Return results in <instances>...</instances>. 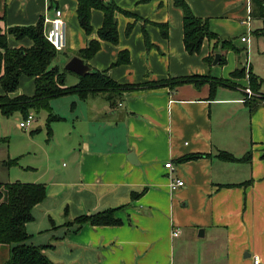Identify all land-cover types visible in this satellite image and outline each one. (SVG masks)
<instances>
[{"label":"crops","instance_id":"crops-1","mask_svg":"<svg viewBox=\"0 0 264 264\" xmlns=\"http://www.w3.org/2000/svg\"><path fill=\"white\" fill-rule=\"evenodd\" d=\"M112 1L134 16L116 13L118 43L101 41L95 57L82 59L93 71L105 72L122 85L193 75L236 85L214 92L207 84L142 87L124 93L115 106L107 94L87 100L72 95L64 101L69 112L55 111L62 120L53 123L52 136L68 165L61 170L53 163L41 170L40 165L24 169L30 184L47 188V198L33 209L34 220L27 224L28 243L46 246L45 254L54 264H254L255 257L264 264V103L251 111L248 80L231 74L245 68L264 78L250 62L248 44L243 58L221 49V43L237 38L243 26L246 30L249 10L256 30L264 29V17L253 15V0H185L221 40L218 46L205 40L201 52L191 55L184 45L183 12L173 0ZM77 9V0H0V28L32 26L43 18L45 32L46 20L61 10L67 65L89 41L99 39L104 22L103 12L93 10V32L87 35ZM242 38L241 43L249 41ZM258 38L263 48L259 53L264 54V36ZM8 41L11 48L31 46L28 39ZM123 52L128 62L116 65ZM217 54L221 57L214 64ZM210 57L213 62H206ZM67 74L74 77L66 79L67 86L79 83L80 76ZM25 77L11 97L34 95V79ZM221 152L237 159L249 153L251 157L225 162L218 157ZM191 155L203 157L179 162ZM168 163L173 171L166 169ZM176 180L185 184L172 192L170 184ZM133 193L140 196L133 200ZM110 209H120L116 216L121 225H67ZM176 230L178 237L173 236ZM0 253L8 261L10 247L0 246Z\"/></svg>","mask_w":264,"mask_h":264},{"label":"trees","instance_id":"trees-1","mask_svg":"<svg viewBox=\"0 0 264 264\" xmlns=\"http://www.w3.org/2000/svg\"><path fill=\"white\" fill-rule=\"evenodd\" d=\"M151 1L140 0L139 3L147 4ZM77 2L79 24L87 35H91L93 32L91 24L92 11L100 10L104 14V22L98 32L99 39L89 41L87 47L78 52V56L88 62L99 52L101 41H107L112 44L118 43L119 33L116 13H122L127 16H134V14L120 9L112 0L107 2L101 0H77ZM254 2H256L258 9L261 10V16L264 17V1L259 3L258 0H254ZM173 3L176 8L183 12L184 45L189 54L200 53L205 40L216 41L217 46L221 43L220 38L210 30L207 21L195 16L185 0H173ZM161 28H165V26L161 25ZM131 29L132 27H129V31ZM166 34L165 32L164 35ZM254 34L257 37L264 36L262 30H256ZM9 37H13L17 41L28 39L31 41V46L29 48H11L8 41ZM221 44L222 50L238 52L230 41H224ZM58 54L45 37L43 18L32 26L12 27L4 31L0 28V86L2 89L0 94V112L5 117H12L14 114L21 113L27 118L31 112L48 111L47 126L49 137L52 136L51 125L62 120L61 117L51 112L50 102L54 99L76 95L81 100H87L92 95L107 94L109 102L112 106H115L121 101L124 93L142 87L156 89L165 86L174 88L185 84H193L199 87L207 84L214 92L219 87L234 86L230 80L214 78L211 75H193L179 79L148 82L144 86L122 85L110 78L105 72L93 71L84 77H80L77 85L69 87L66 85V74L68 71H61L59 67L52 66ZM213 60L214 57H210L206 59V62L212 63ZM222 61L221 63H223ZM127 62L128 56L126 52H123L120 54L116 65ZM247 75L252 90L258 91V87L261 89L264 86V80L254 74L252 69ZM23 76L34 79V95L31 97L24 95L11 97L18 90ZM231 77L233 79L246 77V69L236 70L231 74ZM258 99V102L253 101L252 98L247 101L251 111L255 110L260 102L264 103V98ZM36 132H39V130ZM201 157L203 155L186 156L179 162L196 160ZM218 157L225 162H241L249 161L251 155L249 153L245 158L237 159L232 154L221 152ZM3 164L10 168L18 165V160H8ZM139 196L140 194L138 193L132 194L133 200ZM46 198L47 188L43 184L0 183V246L10 247V258L6 264H54L45 254L46 246H34L28 243L30 235L27 232V224L34 220L33 209ZM119 210L110 209L93 215H83L67 225H76L79 229L87 224L93 227L119 226L122 224V221L116 216Z\"/></svg>","mask_w":264,"mask_h":264},{"label":"rangeland","instance_id":"rangeland-1","mask_svg":"<svg viewBox=\"0 0 264 264\" xmlns=\"http://www.w3.org/2000/svg\"><path fill=\"white\" fill-rule=\"evenodd\" d=\"M264 0H258L259 3L263 2ZM254 2V0H253ZM258 13H257V12ZM261 11V10H260ZM259 11L256 2L253 4V15L258 16V14H262ZM253 18V17H252ZM257 23V22H256ZM255 23V19L251 22V29L252 33L249 34L248 26L246 22L244 23L246 26H243L242 32L238 34L237 38H233L232 42L234 45H236L239 49H242L241 53L232 52L236 58L239 57H246L247 52H245V49L247 47V44L250 46V62L256 63V67L260 73V76L264 78V54L259 53L258 49H263L261 43H258V38L254 31H256V28L258 27ZM262 32L264 33V29H262ZM246 37L249 41L247 43H241V38ZM260 42V41H259ZM261 42H264V40L261 39ZM240 44L244 46L245 48H240ZM66 54L59 53L55 61L53 62V67H59L61 71L66 67V64L63 65V61H65ZM249 72L246 71V79L249 83ZM24 77V76H23ZM27 78V77H25ZM68 78H74L73 75L67 74L66 79ZM67 82V81H66ZM232 84H235L234 82ZM236 85V84H235ZM249 85V84H248ZM26 87V84L24 85V89ZM248 88L251 90V94L249 95V99L252 98L253 101L258 102V98H264V86L258 87L257 90L254 91L250 88V85ZM247 88V89H248ZM19 90V88H18ZM18 90L13 94L15 95ZM26 91V90H25ZM0 93H2V90L0 88ZM72 97H65L62 99H54L57 100L55 103L50 102V109L53 114H55V111H60V113L69 112L70 109L67 104L63 103L64 101H67L71 99ZM258 99V100H257ZM29 115L34 116L35 122L32 126H30L29 129H22L20 127V123L24 122L25 117L21 113L14 114L12 117H5L0 112V181L3 182H21V183H31L27 181V178L25 177L27 174L24 169H26V166L30 165H40L39 170L44 169L47 167V165L54 164V167L56 170H61L62 168L66 167L68 165V160L60 151L61 145L54 143V124L51 125L52 129V135L49 137L48 133V126H47V118H48V111L43 110L40 112H31ZM78 127V126H77ZM41 128L40 132H36ZM33 132V133H32ZM33 134V135H32ZM17 158L18 165H15L13 167H7L3 163L4 161H7L9 159L15 160ZM7 255L4 253H0V264H6L7 262Z\"/></svg>","mask_w":264,"mask_h":264},{"label":"built area","instance_id":"built-area-1","mask_svg":"<svg viewBox=\"0 0 264 264\" xmlns=\"http://www.w3.org/2000/svg\"><path fill=\"white\" fill-rule=\"evenodd\" d=\"M249 16L247 18L246 24L249 28L248 32L251 33V22H252V16L251 11L249 10ZM48 22L49 27L48 30H45L44 34L46 39L52 44V46L55 48V50L58 53H62L65 51L67 47V34H66V22L63 18V14L61 10H56L55 12V18L46 20ZM248 39L246 37L242 38L243 42H246ZM246 92L248 94H251V90L248 88L246 89ZM35 122V118L32 115H29L27 118L24 119V122L20 123V127L23 129H29L30 126L33 125ZM166 169L173 171L174 166L172 163H168L165 165ZM184 182L182 180H176L172 181L170 184V189L172 192H174L176 189L183 187ZM180 235V231L176 230L173 232V236L178 237ZM254 264H262L259 257H255Z\"/></svg>","mask_w":264,"mask_h":264},{"label":"water","instance_id":"water-1","mask_svg":"<svg viewBox=\"0 0 264 264\" xmlns=\"http://www.w3.org/2000/svg\"><path fill=\"white\" fill-rule=\"evenodd\" d=\"M103 2H107L109 0H101ZM220 55L217 54L214 60V64H217L220 60ZM65 69L69 72H73L80 77H84L93 72L92 68L87 65L81 58L74 57L72 58L66 65ZM41 128H39L40 130Z\"/></svg>","mask_w":264,"mask_h":264}]
</instances>
